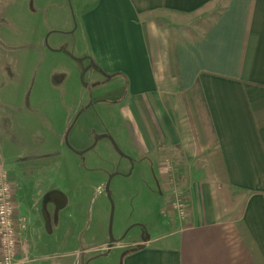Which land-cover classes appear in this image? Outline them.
I'll use <instances>...</instances> for the list:
<instances>
[{
	"label": "crops",
	"instance_id": "0c3cea01",
	"mask_svg": "<svg viewBox=\"0 0 264 264\" xmlns=\"http://www.w3.org/2000/svg\"><path fill=\"white\" fill-rule=\"evenodd\" d=\"M75 1L87 44V105L126 129L129 174L148 173L147 213L157 214L146 237L119 243L121 264H264V0ZM214 4L220 8L205 27L192 23ZM32 86L0 85V159L19 237L41 256L34 264H68L71 251L44 255L49 243L41 240L72 201V169L62 159L88 156L102 138L119 149L118 140L103 122L93 145L67 141L75 110L65 93L61 102L47 98L50 83L51 94L31 97ZM173 151L187 168L173 164ZM85 169L110 174L105 189L121 173ZM170 176L188 204L183 219Z\"/></svg>",
	"mask_w": 264,
	"mask_h": 264
},
{
	"label": "rangeland",
	"instance_id": "374dc122",
	"mask_svg": "<svg viewBox=\"0 0 264 264\" xmlns=\"http://www.w3.org/2000/svg\"><path fill=\"white\" fill-rule=\"evenodd\" d=\"M76 7L75 0H0V85H33L36 89L30 96L39 98L41 89L44 94L52 93L48 87L52 83L53 93L46 97L56 96L59 102L65 93L67 104L75 110L73 115L72 110L65 111L72 115L66 140L79 147L94 144L103 122L112 130L119 149L111 139L102 138L88 156L71 154L62 159L63 166L72 169L71 187L67 188L72 201L62 210L61 223L54 227L53 235L44 230L41 240L49 243L48 248L42 249L44 255L57 253L56 249L59 253L71 251L68 264H121L123 251L119 243L146 237L157 222V214L147 213L151 199L148 173L146 176L135 169L129 174L132 165L124 154L130 148L126 129L106 111L103 113L100 106L87 105L90 89L83 88L89 77L83 56L87 44ZM219 8L220 4H214L196 13L192 23L198 21L201 28L205 27ZM193 24L188 25L194 27ZM61 119L59 115L58 120ZM63 121L57 126L59 130ZM173 153L177 155L171 160L173 164L175 160L186 167L188 163L176 151ZM195 161L201 163V159ZM89 165L114 168L112 172L119 169L121 173L111 176L110 186L105 189L110 174H88L85 166ZM173 185L180 187L177 180ZM171 198L174 200L173 193ZM50 226L53 228L51 223ZM109 243H113L110 249ZM31 249L32 256L41 258Z\"/></svg>",
	"mask_w": 264,
	"mask_h": 264
},
{
	"label": "built area",
	"instance_id": "2783aa9c",
	"mask_svg": "<svg viewBox=\"0 0 264 264\" xmlns=\"http://www.w3.org/2000/svg\"><path fill=\"white\" fill-rule=\"evenodd\" d=\"M175 183L173 176L169 177ZM173 206L180 218L188 212L187 201L180 188L173 185ZM16 210L14 188L5 161L0 159V264H34L39 257L30 254V244L19 237L16 226Z\"/></svg>",
	"mask_w": 264,
	"mask_h": 264
},
{
	"label": "water",
	"instance_id": "95a60500",
	"mask_svg": "<svg viewBox=\"0 0 264 264\" xmlns=\"http://www.w3.org/2000/svg\"><path fill=\"white\" fill-rule=\"evenodd\" d=\"M69 53H70V52H69ZM70 54H71V53H70ZM71 55H73V54H71ZM73 56H74V55H73ZM78 59H79L80 62H82V60H83L82 58H78ZM85 83H86V82H85ZM85 83H84V84H85Z\"/></svg>",
	"mask_w": 264,
	"mask_h": 264
}]
</instances>
